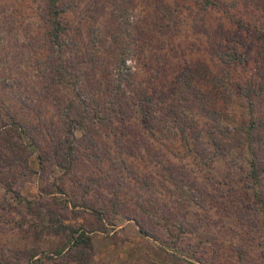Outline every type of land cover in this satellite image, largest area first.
<instances>
[{
  "label": "rangeland",
  "instance_id": "374dc122",
  "mask_svg": "<svg viewBox=\"0 0 264 264\" xmlns=\"http://www.w3.org/2000/svg\"><path fill=\"white\" fill-rule=\"evenodd\" d=\"M45 1L0 0V116L11 109L30 131L16 176L0 174V258L61 243L30 234L42 211L92 231L94 264H264V34L226 36L237 18L264 32L261 0H220L227 6L213 9L196 0H60L71 7L63 14L64 58L76 57L70 84L50 80ZM227 47L240 57L226 80ZM122 54L125 65L114 67ZM182 73L192 87L178 99ZM76 94L103 123L89 132L93 147L75 129L71 170L57 158L58 130L68 127ZM114 115L124 135L115 136ZM180 125L199 134L197 144L177 133ZM46 255L39 264H62Z\"/></svg>",
  "mask_w": 264,
  "mask_h": 264
},
{
  "label": "trees",
  "instance_id": "16d2710c",
  "mask_svg": "<svg viewBox=\"0 0 264 264\" xmlns=\"http://www.w3.org/2000/svg\"><path fill=\"white\" fill-rule=\"evenodd\" d=\"M200 3L202 8H217L218 6H223L225 8L227 6L226 3H222L220 0H196ZM48 10H44L40 13V18L46 21V30L45 35L48 37L50 41V50H49V57L50 62H52V67L50 69V80L53 84H70V80L73 79V76H76L74 73L71 74L69 71V63H72L73 59H76V57H70L69 59L64 58V54L69 50L68 40L65 38L64 34L66 33V26L64 24L63 14L66 13L71 7H64L60 4V0H46L45 1ZM74 0H70L71 4H74ZM259 5L263 4L262 9L264 10V0L257 1ZM234 21L237 23V32L234 34H226L229 38L236 37V40H238V35H240L242 38H244L243 34L248 38L250 34L255 37L256 34L263 35L264 32L260 27L256 26L251 21H246L244 19L237 18ZM243 33V34H242ZM227 37V38H228ZM262 36H259L261 38ZM262 39V38H261ZM244 43V42H242ZM261 43L262 40H261ZM229 47H227V51L223 55V62L225 64V67L223 68V71L227 72L226 75H224L225 79L230 78V69L229 66L235 62L239 61L240 53L235 52H229ZM53 55V57H52ZM100 57V56H99ZM108 63V62H107ZM126 59H124V55H120L119 59L114 64V67H120L125 65ZM121 68V67H120ZM118 69V77L120 80L124 79L128 74H125L124 72H121V69ZM209 68V67H208ZM95 70H99V67H95ZM210 70V68H209ZM101 71V70H100ZM130 73V71H128ZM229 75V76H228ZM100 77H108L100 73ZM113 81V80H112ZM111 81V82H112ZM110 82V83H111ZM225 84V80L223 81ZM226 85V84H225ZM228 86V84H227ZM226 86V87H227ZM192 87V81L189 80L186 73H182L181 77L179 78L178 82L176 83V87L174 88V92L177 94L178 99L181 96V93L188 88ZM200 96V95H199ZM188 99V96L183 99L182 102L186 101ZM201 99V98H200ZM200 101V100H198ZM144 102V101H143ZM142 102V103H143ZM138 104L141 108H143V104ZM171 104L175 105L173 101H170V107ZM172 111H174V108H170ZM67 113L66 117L68 118L69 123L68 127L65 126V129L61 128L58 130V134H60V140L59 145L61 146V149L63 150L61 153L58 154L57 158L59 161L63 162L62 164L67 165L70 167L71 170H73L72 166H75V149L79 145V142L75 139V129L79 128L81 129L84 134L86 132V137L88 141V147H93L94 140L93 136L89 132L93 131L92 127L94 126V122L97 120L100 121V123H103V119L100 120V118L95 117L96 112H92V109H89L88 102L81 99L79 94H76L75 99L70 100L69 106L67 107ZM143 110V109H142ZM122 107L118 108L116 110L117 113H122ZM143 114L145 115V112L143 111ZM96 116H99L96 114ZM115 116H113L111 123L116 125V122L121 121L119 119H115ZM170 117H173L175 122L179 124V117L177 113H173V115H170ZM93 118V119H92ZM96 118V120H95ZM91 122H90V120ZM148 120V119H147ZM98 123V122H97ZM148 124H150L149 121H147ZM108 126V125H107ZM153 125L150 124V129L153 130ZM114 128V126H111ZM117 133H115V136H121L124 135L125 132V126H115ZM180 131L177 133H180L184 136V138L190 137V140L196 142L198 141L199 134L195 133V131H187V127H184L180 125V128H178ZM30 131H27V127L23 125V123L20 122L19 118L17 117V113L15 111H12L11 109H7L4 113V115L0 116V141L6 140L5 142L9 144L8 151L4 152V154L0 155V174L6 173L7 175H11L12 177L16 176V168L13 166L16 164V160L18 159L19 155L16 153L18 151H26L28 146L25 142V135H29ZM66 132V138H62V134ZM69 133V134H68ZM88 133V134H87ZM92 133V132H91ZM176 134V133H175ZM252 134V132L250 133ZM57 135V134H56ZM149 136L148 134L146 135ZM34 138V136H33ZM150 138V137H148ZM74 139V140H73ZM146 140V138H145ZM144 140V141H145ZM148 140V139H147ZM189 140V141H190ZM150 141L144 142V145L147 144L148 151L151 152V149L153 150L152 145L149 146ZM57 143V144H58ZM63 144V145H62ZM194 145V142H193ZM64 149H63V147ZM192 150H194L192 148ZM80 153V150L78 151ZM80 155L77 154V159H79ZM82 158V157H80ZM58 164H61L59 163ZM80 163V162H79ZM74 164V165H73ZM63 166V165H62ZM255 176V171H254ZM1 180L4 181L3 175L0 176ZM185 193L189 195L191 198V193L189 190H187ZM20 202L24 201L25 204H29L30 201L28 200H22L19 199ZM31 211H34L35 208L32 206ZM38 219L41 221V226L35 224L32 229H30V234L35 238V240L42 239V234H54L58 237H62L63 240L60 244L52 246L51 250H43L39 251L38 247H30L26 248L23 251L14 252L13 254H8L7 258H3V256L0 258V264H22V260L20 258H24L27 260L28 263L35 264V263H41L43 262L40 257L44 254V252H47L46 257L50 260L57 261V259L60 260L62 264H68L70 262V258L72 260L78 261L79 264H94L93 258H94V246H93V238L91 236L92 231H87L84 228H77L72 225H69L67 223H64V221H60L58 219L54 218H48L50 219L49 225H46L44 222H46L48 219H45L44 217L47 216V213H43L42 211L36 212ZM51 215V213H50ZM145 234L147 233V230L145 229ZM11 251L10 249H5V252L8 253ZM1 254V253H0ZM89 256L90 258H87L86 261L83 260V258ZM191 263V262H189Z\"/></svg>",
  "mask_w": 264,
  "mask_h": 264
}]
</instances>
